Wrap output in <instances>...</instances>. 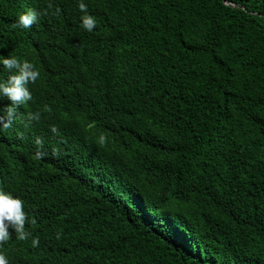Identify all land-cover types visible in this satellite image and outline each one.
<instances>
[{
    "label": "trees",
    "instance_id": "trees-1",
    "mask_svg": "<svg viewBox=\"0 0 264 264\" xmlns=\"http://www.w3.org/2000/svg\"><path fill=\"white\" fill-rule=\"evenodd\" d=\"M83 2L0 0V54L40 71L0 128V188L23 200L30 233L10 228L0 252L264 264V0ZM28 8L38 19L24 28Z\"/></svg>",
    "mask_w": 264,
    "mask_h": 264
},
{
    "label": "clouds",
    "instance_id": "clouds-1",
    "mask_svg": "<svg viewBox=\"0 0 264 264\" xmlns=\"http://www.w3.org/2000/svg\"><path fill=\"white\" fill-rule=\"evenodd\" d=\"M79 8L81 10L87 9L83 0H80ZM37 19V11L28 8L18 15L17 24L29 28L33 23H36ZM97 23L93 15L84 12L82 24L85 29L92 31ZM0 65L6 70H10L7 79L0 78V99L7 97L11 102L0 107V128L7 129L13 127L17 118V109L32 99L29 84L40 77V71L30 60L19 59L14 55L0 54ZM37 118L36 114H29L28 116L29 120ZM53 131L56 129L53 128ZM35 143L38 146L43 145L40 138H36ZM42 154L41 147H38L35 154L36 158L39 159ZM25 221L26 213L23 200L18 195L0 188V243L10 239V228L14 230L19 239H24L30 235L25 231ZM32 243L36 245L38 238L34 237ZM0 264H9L8 258L3 252H0Z\"/></svg>",
    "mask_w": 264,
    "mask_h": 264
}]
</instances>
